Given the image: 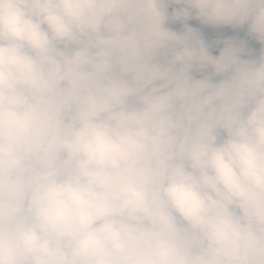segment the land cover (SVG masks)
Returning a JSON list of instances; mask_svg holds the SVG:
<instances>
[{"label":"clouds","instance_id":"clouds-1","mask_svg":"<svg viewBox=\"0 0 264 264\" xmlns=\"http://www.w3.org/2000/svg\"><path fill=\"white\" fill-rule=\"evenodd\" d=\"M0 264H264V0H0Z\"/></svg>","mask_w":264,"mask_h":264},{"label":"rangeland","instance_id":"rangeland-1","mask_svg":"<svg viewBox=\"0 0 264 264\" xmlns=\"http://www.w3.org/2000/svg\"><path fill=\"white\" fill-rule=\"evenodd\" d=\"M179 7V6H173ZM171 11V9H170ZM189 26L198 28L205 39V42L209 45L210 51L213 55H218L219 51L223 48V41L234 38L237 40L244 39L248 42V46L253 48L256 52L259 51L260 45L248 38L244 30H233L231 28H213L206 25H201L199 21L189 20L187 21ZM174 30H182L183 25L177 21L170 25ZM207 73H211V68L204 70ZM193 75L200 78L201 73L199 71H194Z\"/></svg>","mask_w":264,"mask_h":264}]
</instances>
